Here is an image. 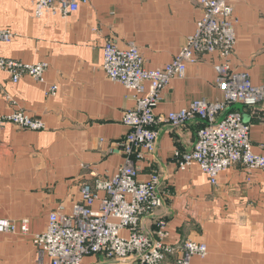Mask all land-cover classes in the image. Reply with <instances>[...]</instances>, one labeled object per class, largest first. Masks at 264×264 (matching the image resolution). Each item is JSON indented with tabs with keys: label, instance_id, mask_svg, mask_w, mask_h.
<instances>
[{
	"label": "crops",
	"instance_id": "0c3cea01",
	"mask_svg": "<svg viewBox=\"0 0 264 264\" xmlns=\"http://www.w3.org/2000/svg\"><path fill=\"white\" fill-rule=\"evenodd\" d=\"M34 1L0 0V27L17 33L11 43L0 42V55L49 64L44 82L25 77L15 83L0 69V113L23 110L45 124L41 130L7 124L0 131V218L30 221L28 234L20 229L0 233V262L10 264H38L33 235L47 227L50 212L62 204L70 210L83 181L112 177L124 163L119 143L128 128L123 116L135 108V93L104 72L106 41L123 47L134 41L147 69L162 68L195 32L202 15L195 0H91L67 18H37ZM228 2L238 20L232 67L264 85V0ZM218 62L217 55H201L185 77L171 80L156 113L166 115L196 99L224 100ZM53 85L57 94L49 95ZM237 108L251 125L254 151L264 155V103ZM200 125L198 118L178 128L161 122L156 151L137 161L141 181L158 173L162 189L170 193L164 206L145 219L144 230L155 235V221L165 219V242L207 243V256H194L192 264H264V170L248 182L244 168L234 165L220 174L217 185L198 164L180 170L175 150L191 151ZM135 259L101 253L85 262L136 264Z\"/></svg>",
	"mask_w": 264,
	"mask_h": 264
},
{
	"label": "built area",
	"instance_id": "2783aa9c",
	"mask_svg": "<svg viewBox=\"0 0 264 264\" xmlns=\"http://www.w3.org/2000/svg\"><path fill=\"white\" fill-rule=\"evenodd\" d=\"M195 1L202 8L195 32L162 68L147 69L143 53L134 41L125 47L114 39L106 41L104 72L111 81L120 82L135 93V108L123 116V124L128 128L119 143L124 163L112 177L97 176L92 182L83 181L70 210L62 204L50 212L47 227L33 235V243L41 255L38 264H86V257L101 253L117 260L135 256L136 264H163L169 257H176L173 264H192L194 256H207L208 245L203 241L165 242L168 236L165 219L155 221V235L144 230L145 219L155 215L170 195L161 187L160 174L141 181L137 166V161L156 151L161 122L178 128L192 119H200L193 149L188 152L176 149L175 157L180 170L198 164L212 185H217L220 174L234 165L244 168L248 182L253 181L255 172L264 170V155L254 151L251 125L236 108L241 105L253 109L264 103V85L253 84L248 73L232 67L238 23L234 7L228 0ZM90 3L91 0H35L34 15L67 18ZM16 37L14 30L0 27V42L11 43ZM204 54L217 55L219 59L217 83L224 100L196 99L177 111L157 114L156 107L171 80L185 77L187 67L196 64ZM48 66L46 61L29 64L0 55V69L15 83L25 77L44 82ZM57 91L58 86L53 85L49 95H56ZM7 124L29 130L45 128L41 119L23 110L0 113V131ZM19 229L28 234L29 219L18 223L0 218V233H16Z\"/></svg>",
	"mask_w": 264,
	"mask_h": 264
},
{
	"label": "rangeland",
	"instance_id": "374dc122",
	"mask_svg": "<svg viewBox=\"0 0 264 264\" xmlns=\"http://www.w3.org/2000/svg\"><path fill=\"white\" fill-rule=\"evenodd\" d=\"M197 3V2H196ZM198 5V4H197ZM36 17V16H35ZM17 61H20V60H17ZM27 113V112H26ZM23 129H26V128H23ZM0 263H7V262H0Z\"/></svg>",
	"mask_w": 264,
	"mask_h": 264
},
{
	"label": "trees",
	"instance_id": "16d2710c",
	"mask_svg": "<svg viewBox=\"0 0 264 264\" xmlns=\"http://www.w3.org/2000/svg\"><path fill=\"white\" fill-rule=\"evenodd\" d=\"M237 108V107H236ZM238 109V108H237Z\"/></svg>",
	"mask_w": 264,
	"mask_h": 264
}]
</instances>
